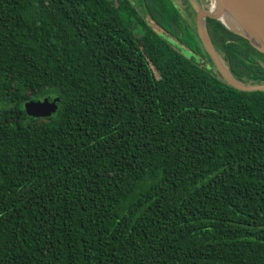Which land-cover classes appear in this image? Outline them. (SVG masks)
I'll list each match as a JSON object with an SVG mask.
<instances>
[{"label": "trees", "instance_id": "trees-1", "mask_svg": "<svg viewBox=\"0 0 264 264\" xmlns=\"http://www.w3.org/2000/svg\"><path fill=\"white\" fill-rule=\"evenodd\" d=\"M183 19L172 0H0V264H264V91L202 66ZM206 24L264 82V52ZM46 94L57 110L30 115Z\"/></svg>", "mask_w": 264, "mask_h": 264}, {"label": "water", "instance_id": "water-1", "mask_svg": "<svg viewBox=\"0 0 264 264\" xmlns=\"http://www.w3.org/2000/svg\"><path fill=\"white\" fill-rule=\"evenodd\" d=\"M192 3L197 12V32L212 59L208 65L215 67L227 83L239 90L264 91V82L245 84L234 76L214 46L206 24L208 17L217 19L230 31L246 38L256 49L264 52V0H192ZM224 8L231 16L224 13ZM245 29L255 34L261 40L262 46L257 45L246 34ZM58 102V96L46 94L31 99L26 104V109L34 117H44L47 113L52 114L57 110Z\"/></svg>", "mask_w": 264, "mask_h": 264}, {"label": "flooded vegetation", "instance_id": "flooded-vegetation-1", "mask_svg": "<svg viewBox=\"0 0 264 264\" xmlns=\"http://www.w3.org/2000/svg\"><path fill=\"white\" fill-rule=\"evenodd\" d=\"M174 2H176V4ZM172 3L178 8L183 18L185 16L182 14V12L184 13L186 12L185 8L189 9V12L188 11L187 12L190 16H194L195 18L197 17V12L192 3V0H172Z\"/></svg>", "mask_w": 264, "mask_h": 264}, {"label": "rangeland", "instance_id": "rangeland-1", "mask_svg": "<svg viewBox=\"0 0 264 264\" xmlns=\"http://www.w3.org/2000/svg\"><path fill=\"white\" fill-rule=\"evenodd\" d=\"M174 3L176 4V2H174ZM185 10H186L185 13L182 12V14L185 16L184 19H183V21H185V22H183V25H184V26L189 25V27H190V26H195L196 29H197V26H196V19H197V18H195L194 16H190V15L188 14V12H189V9H188V8H185ZM187 11H188V12H187ZM188 15H189V16H188ZM193 17H194V18H193ZM181 25H182V24H181ZM176 32H177V34H179L177 30H176ZM182 34H183V33H182ZM186 52H187V51H186ZM197 61H199V62L202 64V66H204V67H209L210 69L216 71L215 67H213V66H209V65H208L209 62H208L207 59H197ZM216 72H217V71H216Z\"/></svg>", "mask_w": 264, "mask_h": 264}, {"label": "bare ground", "instance_id": "bare-ground-1", "mask_svg": "<svg viewBox=\"0 0 264 264\" xmlns=\"http://www.w3.org/2000/svg\"><path fill=\"white\" fill-rule=\"evenodd\" d=\"M224 13H226L227 15L231 16L230 12L224 8ZM246 34L259 46H262L261 40L253 33H251L250 31L246 30Z\"/></svg>", "mask_w": 264, "mask_h": 264}]
</instances>
